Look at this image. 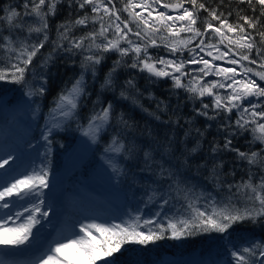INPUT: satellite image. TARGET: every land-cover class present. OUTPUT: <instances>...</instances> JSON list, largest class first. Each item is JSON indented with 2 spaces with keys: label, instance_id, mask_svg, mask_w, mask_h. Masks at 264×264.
Masks as SVG:
<instances>
[{
  "label": "snow or ice",
  "instance_id": "obj_1",
  "mask_svg": "<svg viewBox=\"0 0 264 264\" xmlns=\"http://www.w3.org/2000/svg\"><path fill=\"white\" fill-rule=\"evenodd\" d=\"M0 13V112L24 128L13 143L0 136V264H21L5 259L21 251L23 264H117L125 245L213 233L220 264H264V239L235 236L264 225V0H0ZM57 61L79 72L43 112ZM165 79L170 96L157 97ZM73 125L80 163L123 201L58 230L54 136Z\"/></svg>",
  "mask_w": 264,
  "mask_h": 264
},
{
  "label": "trees",
  "instance_id": "obj_2",
  "mask_svg": "<svg viewBox=\"0 0 264 264\" xmlns=\"http://www.w3.org/2000/svg\"><path fill=\"white\" fill-rule=\"evenodd\" d=\"M209 2H211V0H209ZM225 3L227 4L228 0H225ZM230 7L235 8L236 5L231 4ZM240 7H246V5H241ZM0 15H2V13H0ZM202 15L207 14L203 13ZM65 16L66 10L62 11L61 14L52 21L53 37L55 36V23L63 20ZM230 19L235 21V15ZM42 51H47V49ZM113 59H115L114 54L106 60L104 70L110 66ZM51 71L55 72L56 76L50 82V91L44 100L43 112L48 111L49 101H51L57 94L64 82L72 76L73 72L78 74L79 69L68 68L57 61V65L54 66ZM124 78L125 76L122 74L121 79ZM139 84L141 87L144 86L145 80L143 79V76L140 77ZM16 87V85H3L4 90L9 88L15 89ZM171 88L172 83L159 81V83L152 86V91L155 92L157 97L168 98L170 96L169 90ZM178 92L181 100L187 101L188 94L183 90H178ZM107 95L111 96L110 93ZM175 102L176 98L173 96L172 103L174 104ZM205 102H209V100L205 99ZM144 103L147 105V101ZM191 107V102H188L187 107H185L183 111L187 113ZM123 109L129 111L130 105L123 104ZM119 110L120 106L118 105L117 111ZM132 116L141 126L145 123L146 119H148L139 110L133 111ZM232 118L235 119V115H233ZM43 122V116H41L39 123L43 124ZM202 123L203 121L201 118V124ZM0 126L5 134L3 141L5 145L13 143L24 136V128L13 123L12 116L6 112H0ZM74 129L75 125H73L71 129L54 136V140L57 141V143L54 144L53 155L51 158V179L55 184V191L57 193H63L62 198L65 200L67 213L70 218L77 217L79 205H83V207H86L88 210L101 209L107 214L113 215L121 210L123 197L112 193L106 187L102 186L92 177L91 171L86 170L84 165L80 163L83 149H81L75 141L82 139V137H80L79 133ZM31 135L35 137V139H39V130H34ZM35 139L32 141L33 143H35ZM61 142L65 145L64 148L60 147ZM237 146L240 147L241 150H245L247 147L245 144V138H241L237 143ZM92 148L95 159L98 160L103 148V142L99 146H92ZM70 153L71 156L67 157ZM66 158L67 161L65 162ZM89 158H92L91 154L89 155ZM61 172H63L62 178L60 180H55V177ZM144 175L147 174L145 173ZM237 179H239V175L237 176ZM139 194L140 193L137 192V195ZM150 210L152 209H146V211ZM235 230H242L235 231V236L237 237L241 235H251L256 238L264 239V225L260 227L251 226L250 224L237 225L235 226ZM235 242L242 243L239 239H236ZM223 244L224 241L220 235L213 233L210 236H196L183 241L165 239L146 247L140 245H125L123 255L118 253L115 255L117 256V264H163L167 261L171 262L173 260H178L179 263L177 264H220V261L225 259L228 255ZM97 264H103V260L98 261Z\"/></svg>",
  "mask_w": 264,
  "mask_h": 264
},
{
  "label": "rangeland",
  "instance_id": "obj_3",
  "mask_svg": "<svg viewBox=\"0 0 264 264\" xmlns=\"http://www.w3.org/2000/svg\"><path fill=\"white\" fill-rule=\"evenodd\" d=\"M211 78H214V77H211ZM261 83L264 84V82H261ZM0 136H2L1 130H0ZM7 167L8 166H5V168H7ZM4 171H5V169H0V173H3ZM59 208H60V206H59ZM60 213H61V208H60V211H59V215H60ZM59 215H58V217H59ZM58 217H53V219L54 220H57ZM91 217L107 218V217H109V215L107 213H105V216H104L102 213H100L98 211L87 212L85 209H82V212L79 215V221L80 222H88L85 218H91ZM65 228H67V227L64 226V227H59L57 229L59 230V229H65ZM48 231L51 232L52 230L51 229H48Z\"/></svg>",
  "mask_w": 264,
  "mask_h": 264
},
{
  "label": "bare ground",
  "instance_id": "obj_4",
  "mask_svg": "<svg viewBox=\"0 0 264 264\" xmlns=\"http://www.w3.org/2000/svg\"><path fill=\"white\" fill-rule=\"evenodd\" d=\"M20 253V254H19ZM19 253H16L15 255L12 256V258L10 260H16V261H20L21 264H23L24 261L26 260H23L22 258H20V256L23 254V251L22 252H19ZM20 255V256H19ZM29 256V255H28ZM28 260V259H27Z\"/></svg>",
  "mask_w": 264,
  "mask_h": 264
}]
</instances>
